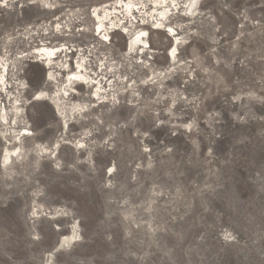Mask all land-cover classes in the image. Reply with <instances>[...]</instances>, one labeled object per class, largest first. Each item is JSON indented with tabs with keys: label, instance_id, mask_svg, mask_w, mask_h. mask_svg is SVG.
Instances as JSON below:
<instances>
[{
	"label": "rangeland",
	"instance_id": "rangeland-1",
	"mask_svg": "<svg viewBox=\"0 0 264 264\" xmlns=\"http://www.w3.org/2000/svg\"><path fill=\"white\" fill-rule=\"evenodd\" d=\"M112 1L0 6L6 77L24 83L7 88L22 108L13 128L30 131L15 139L11 99L0 90V156L5 145L20 148L5 166L0 160V264H264V0H198L189 17L183 2L166 0L169 21L159 27L161 0H136L144 12L135 21L123 17L114 29L107 13L108 31L98 33L91 10ZM140 29L145 53L127 47ZM175 38L177 64L165 71ZM57 44L70 47L57 60L85 57L94 72L102 63L119 91L132 81L131 90L65 130L50 98L28 100L46 82L52 96L64 78L49 82L31 53ZM147 58L161 72L148 85L139 62ZM74 89L69 104H91L90 89Z\"/></svg>",
	"mask_w": 264,
	"mask_h": 264
},
{
	"label": "bare ground",
	"instance_id": "bare-ground-1",
	"mask_svg": "<svg viewBox=\"0 0 264 264\" xmlns=\"http://www.w3.org/2000/svg\"><path fill=\"white\" fill-rule=\"evenodd\" d=\"M198 0H170V4L177 5L180 2H183L185 4V7H183V11L186 13V15L190 16L196 12L197 6L196 4ZM10 2V0H0V6H5ZM166 0H161L160 3L164 4ZM170 4H164V7H159L160 9L156 8L157 13V19L154 22L157 27L165 24L164 22L169 21V12L171 10ZM138 5H141V7H138ZM143 2H139L136 0H113L112 2H105L103 5L99 7H94L91 10L90 15L94 17V19H98L97 24L95 26V30L99 33L102 32V29L105 28V31H108L107 27L103 24L104 18H108L107 13H113L114 19L112 18L110 25L111 28L115 29V26L118 25V23L121 21L123 17H129V19L132 21H135L137 19L134 12L137 10V12H140L143 14ZM187 5V6H186ZM106 7H109L106 9ZM98 9H102V13H98ZM149 13V12H147ZM117 14V15H116ZM121 15V17H120ZM188 16V17H189ZM192 17V16H191ZM117 19V20H116ZM96 23V22H95ZM168 31L172 33L174 29L172 26H168ZM103 40H106L108 37V34L103 31L102 33ZM180 43V40L178 38H175L173 40L172 46L168 50V62L169 67H166L163 70H169L170 67H172L177 62V57L175 58V54L177 51V44ZM138 45V49L140 53H145L150 48V44L148 41V34L145 29H140L136 33H133L129 36L127 47L129 50H134L135 47ZM70 48L69 46H66V44H57V45H42L34 48V50L31 52L35 56L36 61H43V64L46 66V68L49 70L47 73V80L49 82H57L58 77L60 75V72H66L63 79H61V82L56 85V89L54 90L52 96L47 91H38L35 93V99L36 100H45L46 98H50L52 102L55 104V107L57 109V114L63 119V128L66 130V127L68 125V120L71 118H75V115H80L88 111L93 106H99L103 103H108L115 105L116 103H119V94H125L128 92V90H131L132 81L127 84L129 86L128 89H123L119 91L117 89V86L115 87V83H113V80H110L106 78V75L103 73L104 67H102V63H99L98 71L94 72L91 71V69L88 67V58L80 57L75 58L74 62H68L67 58H60L57 60L58 54L59 56L61 53L67 54ZM58 56V57H59ZM56 60V61H54ZM139 62H142L143 66H146V69H151L149 59L141 60ZM7 61L3 58V56H0V90L6 93V97L10 100L11 105L10 111L12 114L11 118V127L13 130H10V132L13 133V136L18 141L20 139L21 135H27L30 134V131L28 128H21L15 130V125L17 122H19L20 116L22 115V108L20 106V99L16 95V91H9L7 90L8 86H10L12 83H16L18 88H24L23 82L18 80L14 82H9L7 80ZM74 63V64H73ZM177 64V63H176ZM180 64V63H179ZM70 65L72 68H70ZM58 68V69H57ZM174 68V67H173ZM111 69V68H110ZM93 70V69H92ZM47 71V70H46ZM106 71V70H105ZM111 71V70H110ZM170 71V70H169ZM95 76H94V73ZM155 70H150V77L147 76V79L143 80V84H150L148 80H153L154 78H158L159 76L156 75ZM161 75V72H158ZM157 73V74H158ZM100 74V75H99ZM117 74V73H116ZM113 75V74H112ZM126 76V75H125ZM124 76V77H125ZM122 77V76H121ZM123 78V77H122ZM157 80V79H156ZM124 81V80H123ZM125 83V82H124ZM135 83V82H134ZM76 86H83L88 89H90V92L88 96L91 98V104H82L79 102H71L70 104L66 101L69 99L71 95H74L77 92L74 88ZM134 94V93H133ZM131 105V104H130ZM7 109L5 105H2L0 103V122L1 124H4L6 122V113ZM22 120V119H21ZM18 125V124H17ZM0 136L5 138V132L2 129L0 131ZM84 142L82 140H77L78 147H82ZM19 147L15 148H9L7 145H5L1 151L0 160L3 166H5L9 159H11L12 156H16L19 153ZM40 151L46 152L47 149H41ZM53 157L55 155L53 154ZM112 167L109 168L108 173L112 172ZM75 232V231H74ZM72 233L67 238H62L60 245L66 241V240H74L76 239V234Z\"/></svg>",
	"mask_w": 264,
	"mask_h": 264
},
{
	"label": "water",
	"instance_id": "water-1",
	"mask_svg": "<svg viewBox=\"0 0 264 264\" xmlns=\"http://www.w3.org/2000/svg\"><path fill=\"white\" fill-rule=\"evenodd\" d=\"M71 53V52H69ZM59 55V54H58ZM61 55H63V52L61 53ZM72 55V54H71ZM33 60V59H32ZM70 68H72V66L70 65ZM58 69V68H57ZM61 76H63V73L61 72ZM60 76V77H61ZM48 90L50 91L51 90V86L48 87ZM35 90H32L31 91V94H30V97L28 98L29 102L33 101L34 100V96H32V94L34 93ZM28 102V103H29Z\"/></svg>",
	"mask_w": 264,
	"mask_h": 264
},
{
	"label": "flooded vegetation",
	"instance_id": "flooded-vegetation-1",
	"mask_svg": "<svg viewBox=\"0 0 264 264\" xmlns=\"http://www.w3.org/2000/svg\"><path fill=\"white\" fill-rule=\"evenodd\" d=\"M44 78H45V76H44ZM45 80H46V78H45ZM46 84H48L49 86H51V90L54 89V85L49 84V83H47V82H46ZM46 90L49 91L48 88H47ZM51 90H50V91H51ZM79 92H80V91H79ZM84 96H85V92L83 91V93H81L80 100H82ZM74 97H75V96H74ZM74 97H73V98H74ZM52 110H53V112H54V109H52ZM54 115H55V114H54ZM55 116H56V115H55Z\"/></svg>",
	"mask_w": 264,
	"mask_h": 264
}]
</instances>
